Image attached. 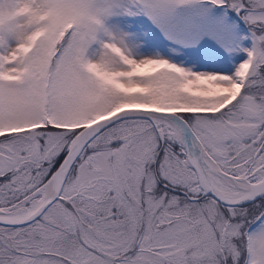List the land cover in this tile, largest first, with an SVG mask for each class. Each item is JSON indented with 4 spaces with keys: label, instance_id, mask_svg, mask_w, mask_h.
I'll use <instances>...</instances> for the list:
<instances>
[{
    "label": "snow or ice",
    "instance_id": "snow-or-ice-1",
    "mask_svg": "<svg viewBox=\"0 0 264 264\" xmlns=\"http://www.w3.org/2000/svg\"><path fill=\"white\" fill-rule=\"evenodd\" d=\"M0 264H264V0H0Z\"/></svg>",
    "mask_w": 264,
    "mask_h": 264
}]
</instances>
